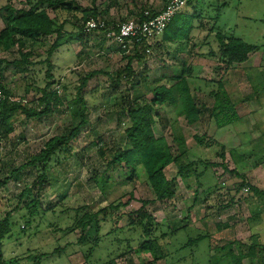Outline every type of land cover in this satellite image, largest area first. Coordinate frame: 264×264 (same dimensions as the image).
<instances>
[{"label":"rangeland","instance_id":"374dc122","mask_svg":"<svg viewBox=\"0 0 264 264\" xmlns=\"http://www.w3.org/2000/svg\"><path fill=\"white\" fill-rule=\"evenodd\" d=\"M42 1L45 0H0V7L10 3L15 9H45L51 18L57 17L66 34L71 36L63 39L61 47L50 58V79L46 76L44 61L48 47L55 40L54 35L44 38L42 46L32 48L34 65L29 73L15 74L13 67L5 72L4 85L11 103L40 112L44 108L42 90L49 83L54 84L47 91L56 90L62 103L40 118L15 116L13 132L5 137L1 136L3 130L0 129V181L8 179L0 188V223L4 219L10 223L0 245V264H109L111 261L114 264H218V248L225 244L220 239L222 242L235 239L232 231L215 234L223 220L219 208L223 200L227 201V193L239 199L242 184L231 173L234 154L248 153L239 149L232 151L239 143L237 136L233 135L231 127L219 130L209 116L213 104L210 93L216 91L218 81L224 84L232 80L233 75L231 68L219 59L216 35H221L224 41L232 37L257 46L264 66V0H194L182 11L194 16L185 51L176 52L175 44L155 45L150 55L134 60L130 66L133 75L143 73L149 78L147 86L140 83L135 90L131 88L134 77L128 80L125 72L121 73L127 59L101 33L89 34L88 39L81 42L75 37L81 17L92 9L96 17L115 23L133 17L128 13L141 10L143 2L147 8L154 3L160 4L161 0H75L79 10L72 13L52 12L47 4L40 6ZM2 29L0 20V31ZM17 57L16 51L5 52L0 48V60L11 61ZM183 64L189 70L186 75L190 76L191 95L205 114L197 122L187 123L175 94V105L155 106L158 116L152 129L157 138L166 141L173 156L180 153L179 143L174 138L182 139L181 150L185 154L180 162H194L198 179L191 174L188 180L181 181L176 167H168L166 176L174 179L177 191L174 199L164 202L155 199L141 166H135V176L130 181L127 179L130 170L123 165L110 172V179L101 184L106 163L115 152L128 147L127 110L136 109L131 102L136 101L140 106L149 102L152 99L149 88L154 81L158 86L173 85L175 79L171 76L178 75ZM97 72L99 74L90 78L78 94L83 78ZM119 72L121 76L116 82ZM229 91L233 102L240 98L233 89ZM77 99L85 104L87 124L80 128V135L72 144V156L59 153L52 157L40 188L37 176L42 171L39 167H27L13 176L14 170L38 154L45 142L78 125L76 113L81 105L74 103ZM248 111H241L244 117ZM238 127L241 132L246 129L245 123ZM222 152L221 158L219 153ZM246 159L247 162L253 160ZM237 170L240 172V168ZM29 187H32V194L21 198L22 190ZM248 193L249 189L245 194ZM35 201L37 212L30 216ZM141 202L148 203L144 211L153 220L150 238L157 239L165 255L163 259L154 261V250L142 252L140 245L145 241L142 230L129 224L128 215L137 211ZM103 209L106 214L99 213L96 217L100 242L93 247L94 232L82 235L80 228L70 229L85 213L96 214ZM238 211V219L243 221L241 226L249 227L250 223H244L245 208ZM250 234L239 240L240 243L245 241L243 245H235V253L247 254L244 245L248 242L261 248L256 249L257 253L264 251V236ZM81 235L84 238L79 242ZM201 236L206 238L188 244ZM210 247L216 251L215 257L210 256ZM87 255L88 260L85 259ZM251 264H264V259Z\"/></svg>","mask_w":264,"mask_h":264},{"label":"trees","instance_id":"16d2710c","mask_svg":"<svg viewBox=\"0 0 264 264\" xmlns=\"http://www.w3.org/2000/svg\"><path fill=\"white\" fill-rule=\"evenodd\" d=\"M167 1L168 0H166V2ZM42 2L44 3H40V6L47 4V7L51 9L52 12L62 11L65 13H72L79 10L78 6L75 5V0H45ZM96 14V11L92 9L90 13H85L81 17V25L76 34L75 40L81 42L86 38L88 39L89 34L94 33L84 34L82 28L88 18H97ZM140 14L142 15V12H140ZM193 18V15L184 12L177 14L166 27L160 42H157L155 45L160 46V43L163 45L175 44L176 52H184L190 39L189 33L192 28ZM0 20L3 22V29L0 31V48L5 52L16 51L18 56L11 61L5 59L0 60V91L3 95V100L0 104V129L3 130L1 136L5 137L13 132L12 123L15 116L23 114L25 119L40 118L49 115L55 106L62 103V99L59 97L56 90L47 91L54 83L47 84L45 89L42 90L41 102L43 103L44 108L40 112H36L33 109H24L20 105L11 103L9 101V93L6 91L4 85L5 72L9 67H13L15 74L29 73L30 68L34 65L31 61L32 48L36 45L42 46L44 44V38L54 35L55 40L52 45L48 47L46 59L44 61V64L47 66L46 76L50 79L49 72L52 70L50 58L53 53L61 47L63 39L71 36L66 34L67 31L65 30L64 25L59 23L57 17L55 16L54 18H51L45 9L37 10L36 7L15 9L9 3L0 7ZM102 36L104 38L103 34ZM216 38L219 43V59L227 67H230L233 64L244 63L248 59L249 54L259 49L257 46L249 45L237 38L231 37L224 41L223 37L219 34L216 35ZM145 50L146 47L142 44L134 45L128 52L117 49V51L127 59L126 66L121 73L125 72V76L128 80L134 77L133 84H131L133 90L140 86V83L144 85L146 84L145 86L148 85L149 78L143 73L134 76L130 67L134 60L139 61L142 57L147 56ZM141 54H143V56ZM187 72H189V70L186 68L185 64H183L182 71L178 75L171 76L175 79L173 85L169 87L164 85L158 86L154 81L152 82L153 87L151 89L149 88L152 93V99L149 100V102L141 106L137 105L136 101L131 102L136 109L132 110L128 108L129 110H127V117L130 126L125 130V135L128 141V147L124 151L115 152L111 159L106 163L105 172L102 175L103 180L100 182L101 184H104V182H107V180L110 179V172L123 168V165L125 166V169L130 170L129 177L127 178L130 181L135 176V166H141L155 199L159 202H164L174 199L177 191L174 179H168L166 176L165 170L168 167L171 165L176 167V175L181 181H186L190 178L191 174H196L193 169V166L195 165L194 162L185 164L180 162V158L185 154V151L181 150V147L184 144L182 139L179 137L174 138V140L179 143L178 150L180 153L173 156L166 141L162 138H157L152 129L155 124V118L158 116L155 113V106H163L165 104L175 105V94L181 104V113L187 123L193 124L200 120L203 111L200 109L201 105L199 107L191 95L189 84L190 76L186 75ZM95 74L97 75L99 72L88 74L83 78L81 85L77 89L78 94H81L86 82L95 76ZM120 76V72L116 74V82L119 81ZM210 96L213 99V104L209 111V116L214 119L217 128L221 129L233 124L236 119L233 110V102L224 89V84L221 81H218L216 91L210 93ZM75 102L81 105L80 109H78L79 111L76 113L79 118L78 125L71 128L68 133L62 136L52 137L45 142L43 148L38 154L31 156L24 165L14 170L15 173H12L14 174L13 176H17L22 169L27 167H39L42 171L41 175L37 176V182L40 188L46 179L45 172L52 157L59 153L64 154L66 157L72 156V144L80 135V128L87 124L86 116L84 114L85 104L83 100L77 99L74 103ZM153 113L155 115H153ZM195 139L201 143L198 137H195ZM219 156L222 158L223 152L219 153ZM231 173L235 174V171L233 170ZM236 175L239 177L238 173H236ZM195 179H198L197 175H195ZM7 182V178L0 181V188L5 186ZM99 187L102 189V186ZM31 194L32 187H29L22 190L20 196L21 198L25 196L29 197ZM141 203L142 206L137 211L128 215L130 220L129 224H135L142 230V236L145 239L140 245L142 252L146 253L154 250L156 255L154 261L163 259L165 255L162 248L158 245L157 239L150 238L153 220L146 211H144V208L148 203ZM37 204L36 201L33 203V206L31 207L33 211L29 214L30 216H33L37 212ZM99 213L105 215L106 209H103L96 214L85 213L74 225V228L70 229L73 231L74 229L80 228L82 235L91 231L94 232L95 237L93 238V247L100 242L99 230L97 228L98 221L96 220ZM133 215L134 218L131 217ZM94 222L96 224H94ZM92 223L94 224L93 226H91ZM9 226L10 223H8V219H4L2 223H0V245L3 240L2 238L9 230ZM82 235L78 239L79 242L84 238ZM201 240L202 236L195 240H190L188 244L191 242L195 244ZM232 244L233 243L231 242L227 245L232 246ZM93 247L88 249V254L91 253ZM252 247L250 248L251 251L253 250ZM226 248L227 247H224L222 251H225ZM88 258L89 255L85 257L86 260H88ZM242 258L241 255L240 257H237L235 259L236 264H241ZM109 264H114V262L111 261Z\"/></svg>","mask_w":264,"mask_h":264},{"label":"crops","instance_id":"0c3cea01","mask_svg":"<svg viewBox=\"0 0 264 264\" xmlns=\"http://www.w3.org/2000/svg\"><path fill=\"white\" fill-rule=\"evenodd\" d=\"M165 2L166 0H161L160 4L154 3L153 5H149L147 8L144 7L146 3L143 2V7H141V10L139 11L142 12L145 9H150L153 12H158L163 8ZM137 12H131L128 14L129 16L135 17L134 14L139 15L140 13ZM128 14H126V16ZM121 21H123V19ZM121 21L117 20L115 23ZM160 45L162 44L160 43ZM259 50L260 49L249 54L248 59L244 63L233 64L229 67L231 68L233 74L232 80L224 81V89L229 96L231 93L229 90L233 89V92L237 94V96H240V98L237 100L235 98L233 102L230 96L233 102V110L235 112L236 119L233 124L221 129L231 127L230 130L233 131V135L237 136L239 143L236 145L237 148L232 151L237 152L236 150L239 149L244 150L248 154H234L235 161H233V166L234 171H236L234 179L239 180V182L242 183L241 190L238 191V193H240L239 199L238 197L233 199V195H229L227 193V201L223 200L221 207L219 208V215L223 216V220L220 221L221 225L217 226L215 234L222 233V231H232L235 233V239L229 242L225 240L222 242V239H220L221 243L225 244H222L224 246L220 245L218 248V256L216 257L218 258V264H236L235 259L240 257V255L235 253L236 251L233 248H235V245L240 243L239 240L244 238L245 235H251L250 233H259V235L264 236V234H261L264 233V66L260 61L261 54L259 53ZM243 109L249 110L245 117L241 112ZM203 113L205 114V111H203ZM242 123H245L246 129H243L241 132L238 125ZM247 157H251L253 160H251V162H247ZM257 157L260 159L257 160ZM237 168H240V172ZM236 173L240 176L238 177ZM244 188H248L250 193H243L242 189ZM241 208H245L246 210L247 217H245L244 223L251 224L249 227H245V229L241 226L243 221L238 219L237 216V213L239 212L238 210ZM257 230H259L258 233ZM203 238L206 237H202V239ZM231 242L233 243L232 246H226ZM244 243L245 241H242L240 244L243 245ZM229 246V250L226 249L225 251H222L224 247ZM244 246L247 249V254L242 256L243 258L241 260V264H245V262H247V264H251L252 261L258 262L262 260V258L264 259V251L259 253L256 252L257 248L261 249L258 245H251L248 242ZM251 247L253 248L252 251L250 250ZM209 252L211 257H215L216 251H214L213 247L209 248Z\"/></svg>","mask_w":264,"mask_h":264},{"label":"built area","instance_id":"2783aa9c","mask_svg":"<svg viewBox=\"0 0 264 264\" xmlns=\"http://www.w3.org/2000/svg\"><path fill=\"white\" fill-rule=\"evenodd\" d=\"M194 0H168L158 12L143 10L142 15L129 17L119 23H109L99 17L88 18L83 24V33H102L104 38L117 49L128 52L134 45L142 44L145 53L151 54L152 47L162 38L172 19L181 13ZM3 95L0 91V104ZM248 192L247 188L243 189Z\"/></svg>","mask_w":264,"mask_h":264}]
</instances>
